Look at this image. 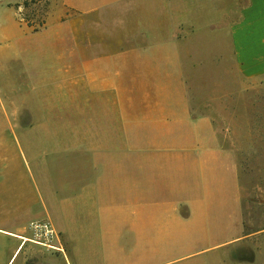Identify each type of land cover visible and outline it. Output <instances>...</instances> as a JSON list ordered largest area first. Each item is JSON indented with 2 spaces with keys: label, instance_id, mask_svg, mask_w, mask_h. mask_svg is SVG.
<instances>
[{
  "label": "crops",
  "instance_id": "obj_1",
  "mask_svg": "<svg viewBox=\"0 0 264 264\" xmlns=\"http://www.w3.org/2000/svg\"><path fill=\"white\" fill-rule=\"evenodd\" d=\"M12 27L44 103L0 110V260L55 264L20 239L48 220L66 264H235L238 161L192 92L264 75V0H52L41 29ZM18 120L19 155L3 145Z\"/></svg>",
  "mask_w": 264,
  "mask_h": 264
},
{
  "label": "rangeland",
  "instance_id": "obj_2",
  "mask_svg": "<svg viewBox=\"0 0 264 264\" xmlns=\"http://www.w3.org/2000/svg\"><path fill=\"white\" fill-rule=\"evenodd\" d=\"M27 1L31 0H0L4 4L0 8V110L18 116L37 114L39 101L41 109L44 102L36 90L24 84L26 73L21 64L23 33L12 26L19 24L22 30L24 26L41 29L51 11L52 2L34 0V3L25 6ZM233 81L236 91L231 89ZM213 82V76H204L199 80L204 89L192 93L202 103L215 102L213 117L215 126L220 130L221 144L236 153L245 222L244 235L230 247L222 249L220 254L224 259L236 261L235 264H264V75L253 79L250 83L252 89L247 93L242 90L243 81L239 75L235 79L222 75L220 91L208 90ZM21 125L20 120L12 123V131L5 134L3 144L18 155L20 148L27 147L30 142L26 132L31 129L22 131ZM14 163L19 164L20 160L14 159ZM8 240L0 237V245ZM41 250L45 256L48 254L45 249ZM50 255L55 264H66L63 255L51 252ZM21 258L11 264H20ZM37 261V258L29 259L26 264ZM4 263L0 260V264Z\"/></svg>",
  "mask_w": 264,
  "mask_h": 264
},
{
  "label": "built area",
  "instance_id": "obj_3",
  "mask_svg": "<svg viewBox=\"0 0 264 264\" xmlns=\"http://www.w3.org/2000/svg\"><path fill=\"white\" fill-rule=\"evenodd\" d=\"M27 231L28 235L23 238L28 240V243L43 248L51 253L64 254V247L60 234L50 221H32L28 224Z\"/></svg>",
  "mask_w": 264,
  "mask_h": 264
},
{
  "label": "trees",
  "instance_id": "obj_4",
  "mask_svg": "<svg viewBox=\"0 0 264 264\" xmlns=\"http://www.w3.org/2000/svg\"><path fill=\"white\" fill-rule=\"evenodd\" d=\"M30 2L34 3L35 1L34 0H31ZM30 2L27 1V2L24 3V5L25 6H28Z\"/></svg>",
  "mask_w": 264,
  "mask_h": 264
},
{
  "label": "bare ground",
  "instance_id": "obj_5",
  "mask_svg": "<svg viewBox=\"0 0 264 264\" xmlns=\"http://www.w3.org/2000/svg\"><path fill=\"white\" fill-rule=\"evenodd\" d=\"M20 239H22V241H23V236H20ZM25 242H28V240H26V239H24V241H23V243H25Z\"/></svg>",
  "mask_w": 264,
  "mask_h": 264
}]
</instances>
